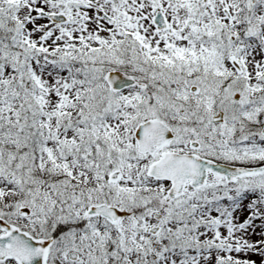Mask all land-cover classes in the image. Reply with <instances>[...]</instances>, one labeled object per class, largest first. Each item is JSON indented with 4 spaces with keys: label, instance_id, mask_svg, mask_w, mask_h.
Listing matches in <instances>:
<instances>
[{
    "label": "snow or ice",
    "instance_id": "snow-or-ice-1",
    "mask_svg": "<svg viewBox=\"0 0 264 264\" xmlns=\"http://www.w3.org/2000/svg\"><path fill=\"white\" fill-rule=\"evenodd\" d=\"M0 264H264V0H0Z\"/></svg>",
    "mask_w": 264,
    "mask_h": 264
}]
</instances>
